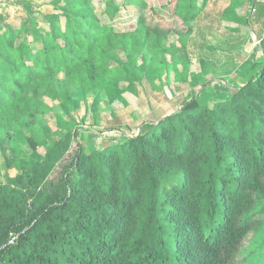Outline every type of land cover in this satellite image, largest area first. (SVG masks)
I'll return each instance as SVG.
<instances>
[{"label":"trees","instance_id":"16d2710c","mask_svg":"<svg viewBox=\"0 0 264 264\" xmlns=\"http://www.w3.org/2000/svg\"><path fill=\"white\" fill-rule=\"evenodd\" d=\"M67 4L51 15L29 7L18 28L0 26V136L56 101L59 82L93 88L115 42L134 43L136 68L153 38L187 35L195 18L182 0ZM124 8L137 13L118 28ZM262 33V63L226 101L191 98L96 153L67 130L0 183V264H264Z\"/></svg>","mask_w":264,"mask_h":264},{"label":"rangeland","instance_id":"374dc122","mask_svg":"<svg viewBox=\"0 0 264 264\" xmlns=\"http://www.w3.org/2000/svg\"><path fill=\"white\" fill-rule=\"evenodd\" d=\"M103 1L111 9H116L122 0ZM150 2L159 8L165 0ZM49 3L66 8L68 0H51ZM54 7H47L43 15L50 11L47 14H59V9ZM136 13L131 8L122 9V20L127 21H122L118 28L133 22ZM17 21L18 17H12L9 22L16 26ZM151 42L153 54L146 51L150 55L144 56V62L139 57L136 68L129 59L139 52L133 49L134 43L127 41L124 47L115 42L116 50L105 55L103 60L104 66L108 65L107 74L97 75L93 88L71 87L66 90L59 82L60 96L56 101L44 100L47 107L42 112L23 120L22 125L19 122V127L9 131L10 135L0 136V183H8L22 169L31 168L67 130H78L76 138L83 154L99 152L136 135L143 122L156 121L178 111L191 98L208 107L226 101L232 94L230 89H239L249 77L252 66L262 63L261 57L252 54L249 57L256 63L251 65L246 54L234 70L244 80H236L234 72L226 74L219 63L217 68L215 42L209 41L211 48L204 49L205 42L190 40L184 46L185 51L183 43L177 41L173 33L158 43L154 38ZM227 50L222 49V52ZM199 53L205 55V60H212L214 65L195 62L196 58H201ZM206 70L207 73L202 74ZM31 138L37 142L36 149L30 146ZM56 176L53 173L51 178Z\"/></svg>","mask_w":264,"mask_h":264},{"label":"crops","instance_id":"0c3cea01","mask_svg":"<svg viewBox=\"0 0 264 264\" xmlns=\"http://www.w3.org/2000/svg\"><path fill=\"white\" fill-rule=\"evenodd\" d=\"M51 0H0V26L10 25L12 17H18L19 22L13 28H18L25 22L29 14V7L43 14L47 7L53 8ZM183 3L193 2V12L195 18L189 24L190 32L181 37L174 35L177 41H181L184 46L190 40H197L198 43L205 42L204 49H209V41L215 42L213 47L216 49V65L223 67L226 74L234 72L237 66L248 56L250 64L252 61L250 55H256L258 58L262 55L259 49L257 35L264 32V0H182ZM27 8H29L27 10ZM55 8V7H54ZM251 8L255 12L251 13ZM51 12V11H50ZM50 12H46L50 13ZM37 14L36 11L33 15ZM11 27V28H12ZM200 47V45H199ZM203 49V46L201 47ZM222 49H228L222 52ZM185 51V49H184ZM243 51V53H241ZM251 53V54H249ZM201 58H196L198 64L206 62L209 66L214 65L212 60H205V55L199 53ZM192 57V55H191ZM255 57V56H254ZM179 58V57H178ZM242 59V60H241ZM192 60V61H193ZM186 63V62H185ZM259 63V62H258ZM218 68V65H217ZM212 71V67L210 68ZM208 70L202 74H206ZM210 71V72H211ZM235 73V72H234ZM235 79L240 80L238 71ZM234 78H231V80ZM241 80H244L241 78ZM243 84L240 85V87ZM233 88V87H232ZM230 89L235 90V89Z\"/></svg>","mask_w":264,"mask_h":264},{"label":"built area","instance_id":"2783aa9c","mask_svg":"<svg viewBox=\"0 0 264 264\" xmlns=\"http://www.w3.org/2000/svg\"><path fill=\"white\" fill-rule=\"evenodd\" d=\"M250 12L251 13H254L255 12L254 8H251Z\"/></svg>","mask_w":264,"mask_h":264}]
</instances>
